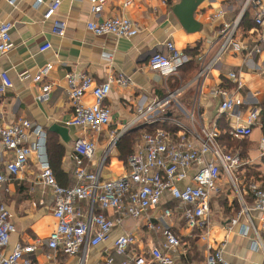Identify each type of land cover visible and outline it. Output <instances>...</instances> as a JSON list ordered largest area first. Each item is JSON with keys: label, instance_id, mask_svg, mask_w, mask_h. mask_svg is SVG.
Segmentation results:
<instances>
[{"label": "crops", "instance_id": "0c3cea01", "mask_svg": "<svg viewBox=\"0 0 264 264\" xmlns=\"http://www.w3.org/2000/svg\"><path fill=\"white\" fill-rule=\"evenodd\" d=\"M37 1L14 0L10 4L7 0H0V22L13 23V48L0 55V74L6 73L12 82V88L0 97L1 123L10 125L24 119L40 130L45 136V153L47 142L54 153L53 175L61 187L73 185L76 166L95 172L103 163V180L123 175L125 159L117 149V141L124 133L146 126L145 120L151 117L188 124L187 116L192 113L200 125H216L224 145H220L223 151L238 155L242 165L232 174L233 184L224 173L220 174L217 181L219 192L210 196L207 235L204 236L206 230L187 229L179 217L162 218L165 209L174 208L167 198L151 212L160 221L152 220L156 225L168 228L180 240L172 255L175 264H201L207 255V245L215 250L222 243L224 258L230 264H264V253L260 248H253L255 237L248 221L239 215L241 202L249 206L252 202L247 186L254 183L264 190V156L259 147L260 140L264 138V43L258 53L249 56L247 52L258 39L254 24L257 7L253 1L264 3V0H187L192 21L190 24L185 21L186 26L174 13L183 0H132L127 7H123L122 0H107L103 11L96 16L90 13L87 0H59V8L50 20H44L43 15L55 0H40L39 4ZM218 12L223 15L220 19L214 18ZM245 14L243 28L241 20ZM111 17H125L136 22L139 33L130 39H118L112 35L96 36L86 29V23L91 20L100 22ZM54 20L64 24L62 36L52 33ZM233 22H237V26L232 43L221 52L215 68L207 72L205 78L194 81L200 68L197 57L205 55L206 62L212 59L222 43L220 31L223 24L231 25ZM168 41L188 57L186 65L192 63L196 69L193 74H186L184 69L181 72L184 79L179 72L165 78L148 68L150 54L164 52L163 45ZM46 44L50 48L40 52ZM46 64L52 65L49 75L40 83H34V75ZM70 72L88 75L97 84L105 82L109 74H123L129 81L126 86L111 87L104 101L111 111L110 123L98 134L85 133L68 125L72 107L66 93L65 76ZM231 72L240 74L243 82L237 93L243 99V105L233 115L218 116L221 98L211 93L219 87L233 90V82L227 79ZM174 79L179 80L177 89L182 90L169 106L163 107V112L155 110L147 115L148 118L136 121L149 106L173 92L169 88ZM43 85H50L51 90L45 101H38ZM83 102L91 105L92 96L86 94ZM252 108H256L260 115L251 136L241 139L243 144L240 146L230 148L229 142L240 141L228 136L234 114H238L243 123ZM79 138L94 143L91 160H77L74 144ZM115 138L117 141L109 148ZM35 140L31 136L29 143ZM12 159V152L6 150L0 140V173L6 172L5 167ZM38 175L39 160L33 153L26 166L0 191V204L7 207L14 226L5 254L18 243L34 245L36 250L30 258L35 264H79L80 253L70 256L56 252L47 257L50 252L46 241L55 228L56 220L52 214V195L48 187L39 183ZM250 217L264 248V215L251 211ZM233 218L238 219L237 225L228 231ZM138 220L137 225L125 230L122 228L123 220L113 229L107 242L89 247L83 264H101L107 255H113L114 264H121L123 258L113 254V242L125 233L136 236L138 243L135 249L145 250L149 245H157L161 240V230H149L143 220ZM241 229L243 233H240Z\"/></svg>", "mask_w": 264, "mask_h": 264}, {"label": "built area", "instance_id": "2783aa9c", "mask_svg": "<svg viewBox=\"0 0 264 264\" xmlns=\"http://www.w3.org/2000/svg\"><path fill=\"white\" fill-rule=\"evenodd\" d=\"M10 4L14 0H7ZM90 13L93 16L100 14L106 6L107 0H87ZM132 0H122L123 7L131 4ZM252 1V0H251ZM250 2V0H249ZM40 0L37 1V4ZM257 11L254 24L258 30V39L247 51L251 56L260 51L264 43V3L253 1ZM59 0L53 1L43 15L44 20H50L59 8ZM218 12L214 18H222ZM237 22L223 24L220 31L222 43L212 59L206 62L205 55H199L197 62L199 70L194 81L205 78L207 72L215 68L218 58L223 50L232 43ZM13 23L0 22V55L7 54L13 48L11 31ZM86 29L93 35H112L118 39H130L139 33L136 22L125 17L104 18L100 22L91 20L86 23ZM52 33L62 36L64 24L54 20ZM50 48L49 44L40 48L44 52ZM164 52H153L147 62L148 68L168 78L175 76L178 70L189 59L180 52L175 45L168 41L163 45ZM52 69L51 64L38 69L33 77L34 83H40L47 77ZM227 79L234 84L233 90L219 87L211 94L220 97L217 115H233L234 111L243 105V99L237 95L243 87L240 74L228 73ZM66 93L72 107V118L68 125L77 127L85 133H100L110 123L111 111L104 105V101L113 85L126 86L128 79L123 74L112 76L97 84L88 75L70 72L65 76ZM12 88V82L6 73L0 74V97ZM51 90L50 85H43L38 101H45ZM182 89L168 93L165 99L156 101L149 106L136 121L148 118L147 115L155 110L163 112L170 102L175 99ZM93 98L91 105H86L83 99L86 94ZM164 107V108H163ZM234 122L228 130L232 139H246L251 136L253 128L258 123L260 112L252 108L244 122L240 121L238 114H234ZM188 124L178 120L157 119L151 117L145 120L147 125L155 123L165 124L169 128H159L151 133H143L125 161L126 171L116 179L103 180L100 164L95 172H89L81 166L73 171L74 183L69 187L59 186L47 161L45 153V136L28 120L20 119L10 125H3L0 111V140L2 146L12 152L13 159L6 165L5 173H0V191L12 177H15L26 166L27 159L35 154L39 160V183L49 188L52 195V214L56 225L46 241L50 253L61 252L65 255L81 254L79 264L84 263L89 247L107 242L113 229L125 220L141 219L149 230H161V240L157 245H149L144 249H135L138 243L136 236L125 233L118 236L113 242V254L122 257L121 264H175L172 255L179 247L180 240L168 229L156 225L159 218L151 215L166 200L174 204V208L165 209L162 218L182 219L187 229L206 230L210 214V196L218 194L217 181L224 173L233 184L232 174L241 165L238 155L225 153L218 139L220 132L216 125L206 127L200 125L194 114L187 116ZM170 127L173 128V130ZM36 140L29 143L30 137ZM113 139L109 148L114 146ZM261 155L264 156V138L260 140ZM93 142L79 138L74 144V152L78 161L91 160L94 154ZM189 171L192 174L189 175ZM251 197V205L241 202L239 215L245 217L255 240L253 248H260L264 253L255 226L250 217L251 211L264 215V190L254 183L247 186ZM108 212L110 214H108ZM238 219L230 221L228 231L237 225ZM14 226L10 214L4 204H0V264H35L30 256L35 252L34 245L16 244L12 250L5 254ZM243 233V229L240 230ZM224 243L218 249L207 245V255L201 264H230L223 255ZM101 264H114L113 255H107Z\"/></svg>", "mask_w": 264, "mask_h": 264}, {"label": "trees", "instance_id": "16d2710c", "mask_svg": "<svg viewBox=\"0 0 264 264\" xmlns=\"http://www.w3.org/2000/svg\"><path fill=\"white\" fill-rule=\"evenodd\" d=\"M246 14L243 16V18H242V20H241V26L244 28V21H245V18H246ZM241 27V28H242ZM185 69V70H184ZM185 71V73L186 74H188V75H191V74H193L194 72H195V68L193 67V65H192V63H190V64H185V65H183L179 70H178V72L181 74V76H182V78L184 79L185 78V76H184V74L183 73H181L182 71ZM179 74V75H180ZM187 75V76H188ZM178 85H179V80L178 79H174L173 80V84L170 86V91H175V90H177V87H178ZM225 89H227V88H225ZM167 96V95H166ZM166 127H168L167 125H166V123L165 124H162V123H155V124H152V125H146V126H141V127H138V128H136V129H133V130H131V131H128V132H126V133H124L121 137H120V139L117 141V144H116V146H117V149H118V151H119V153H120V155H121V157L123 158V159H125V161H126V159H127V157H128V155L132 152V150L134 149V147H135V145L137 144V143H139V141H140V139H141V136L143 135V133H151V132H153L154 130H156V129H159V128H166ZM244 139H242V141H243ZM218 142H219V144L221 145V146H223L224 147V145L222 144V142H221V139L219 138L218 139ZM241 144H243V142H241V140L240 141H237V140H234L233 142H229L228 143V146L231 148V147H238V146H240ZM226 149V148H225ZM226 152H227V150H226ZM46 155H47V159H48V163H49V166H50V168H51V170L53 171V157H54V153H53V151H52V149H50V147H49V144H48V142L46 143ZM53 174H54V171H53ZM174 205V204H173Z\"/></svg>", "mask_w": 264, "mask_h": 264}, {"label": "water", "instance_id": "95a60500", "mask_svg": "<svg viewBox=\"0 0 264 264\" xmlns=\"http://www.w3.org/2000/svg\"><path fill=\"white\" fill-rule=\"evenodd\" d=\"M186 1L187 0H183L182 3L174 9V13L179 17L183 26L190 24L192 21V15L186 6ZM185 21L187 22V24L185 23Z\"/></svg>", "mask_w": 264, "mask_h": 264}, {"label": "rangeland", "instance_id": "374dc122", "mask_svg": "<svg viewBox=\"0 0 264 264\" xmlns=\"http://www.w3.org/2000/svg\"><path fill=\"white\" fill-rule=\"evenodd\" d=\"M139 222L138 219H134V218H129L127 220H124L122 223V228L125 229H130L133 228L135 225H137Z\"/></svg>", "mask_w": 264, "mask_h": 264}]
</instances>
